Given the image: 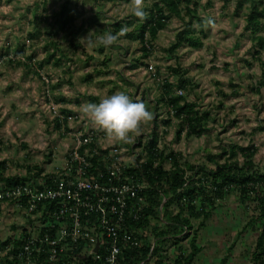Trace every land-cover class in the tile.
Wrapping results in <instances>:
<instances>
[{
  "label": "rangeland",
  "instance_id": "1",
  "mask_svg": "<svg viewBox=\"0 0 264 264\" xmlns=\"http://www.w3.org/2000/svg\"><path fill=\"white\" fill-rule=\"evenodd\" d=\"M64 1L0 0V56L6 55L0 61V161H6V176H25L35 165L44 170L62 166L74 141L73 134L95 130L82 118L79 106L98 103L100 98L116 92L143 102L153 113V119L141 126V134L135 138L144 141L157 130L159 147L166 152L181 153L186 170L191 169L190 165L202 168L201 171L215 168V161L224 162L225 158L216 156L211 160L210 155L238 144L257 149L255 170L264 172V131L258 129L264 125L263 68L260 60L254 59L255 41L244 30L250 3L237 12L235 0H211V3L193 0L197 15L205 21L204 45L192 48L184 43L175 52L169 51L178 31L189 19L186 14L185 20L171 14L167 25L153 40L150 57L140 59L142 43L134 35L139 20L125 7L129 0H70L75 9L84 12L75 25L82 31L57 28L54 20ZM154 1L145 0L147 15ZM91 16L99 17L97 23L90 25L85 20ZM209 20L213 23L208 24ZM118 23L128 28L127 34L120 38L122 43L88 48L81 42L90 31L119 32L121 28L115 31ZM193 23L199 26L196 18ZM261 34L264 36V28ZM16 50L24 53L16 54ZM53 54L55 57H51ZM260 56L264 60V49ZM57 58L61 61L57 62ZM39 62H44L41 68ZM176 65L189 79L182 93L177 92L185 95L186 100L197 102L202 112H209L204 121L206 129L200 136H188L186 132L178 136L180 121L161 99L165 80L173 83V91L180 89L182 74L174 75L169 70V66ZM63 110L69 112L64 121L68 130L64 125L60 129L57 126ZM169 119L171 122L167 123ZM96 133L104 145L113 144L103 132L96 130ZM236 158L241 164L245 161L240 151ZM239 197L240 193L234 189L215 202V215L206 221L211 226L206 229L205 251L213 246L217 236L214 226L219 230L224 224L230 226L238 216L255 222L254 225L264 222L257 219L256 197L246 202ZM7 208L0 212L1 240L19 226L17 216L9 214ZM13 224L16 227L9 229ZM226 249L224 244L222 250Z\"/></svg>",
  "mask_w": 264,
  "mask_h": 264
},
{
  "label": "built area",
  "instance_id": "2",
  "mask_svg": "<svg viewBox=\"0 0 264 264\" xmlns=\"http://www.w3.org/2000/svg\"><path fill=\"white\" fill-rule=\"evenodd\" d=\"M73 135L62 166L0 182V212L8 206L17 216L9 233L20 242L0 250L11 261L4 264H123L127 250L143 245L148 228L134 223L148 204L145 143L106 146L96 130Z\"/></svg>",
  "mask_w": 264,
  "mask_h": 264
},
{
  "label": "trees",
  "instance_id": "3",
  "mask_svg": "<svg viewBox=\"0 0 264 264\" xmlns=\"http://www.w3.org/2000/svg\"><path fill=\"white\" fill-rule=\"evenodd\" d=\"M192 1H154L150 14L144 20L138 19L136 32H134V35L142 43L143 56L140 59L150 57L153 50V40L158 37L159 30L167 25L171 14L177 15L183 20H185L184 16L186 14L189 19L184 22V25L178 31L176 41L168 49L169 51L175 52L184 43L192 48H201L204 45L203 36L206 35L205 21L203 17L197 15V9L191 4ZM235 1L237 12L246 3H250L244 30L249 31L255 41L254 59H259L262 65V85H264V60L260 56L264 49V36L261 34L264 28V0ZM195 3L198 2L195 1ZM209 3H211V0ZM83 15L84 12L82 10L75 9L71 5L70 0H66L63 2L54 22L57 28L62 31H74L72 29L77 28L75 26L76 21ZM98 18L97 16H91L85 20L90 21V25H93L97 23ZM195 18L199 21L198 27L193 23ZM132 23L133 21H129V24ZM115 26H117L115 29L117 31V29L122 27V24L118 23ZM78 30L82 31L83 29L80 27L76 31ZM23 53L16 50V54ZM5 56H0V61ZM51 57H55V54ZM60 61L61 58H57V62ZM39 63L41 68L44 62ZM169 70L174 75L182 74L178 82L179 90L187 87L189 79L183 75L185 71L181 67L178 65L169 66ZM172 86L173 83L165 80L161 99L175 112L174 115L180 121L177 135L180 136L183 132H186L188 136L202 135L206 129L204 121L209 116V112H202L197 102L186 100V96L179 94L178 90L173 91ZM68 113V110H63L62 116L58 117L57 126L59 129L62 125L65 126V130L69 129L64 124ZM170 122L171 119L167 121V123ZM258 129L264 131V125L258 126ZM138 139L140 144L145 143L147 151V161L142 166L149 187L147 189L148 204L145 212L135 221L134 226L148 228V231L143 238L142 246L127 250V258L122 261L123 264H163L161 259H156V255L159 252L158 246L153 249L151 256H149L152 242L156 240L157 243L167 244L172 238L188 237L191 235L193 228L191 217L203 216L204 221L207 220L211 212L216 208L215 202L223 198L224 194L234 191V189L240 193L239 198L243 202L248 201L249 198L256 197L259 210L257 219H264V172L255 170L254 156L257 149L253 145L240 146L235 144L229 148L224 147L222 152L217 155H210L211 160L218 156L225 158L224 162L215 161V168H207V170L201 171L202 168L196 167V165H190L191 169L186 170V168H183L181 153H177L174 150L166 152L165 149L160 148L157 130H153L144 141L141 137H138ZM238 151L245 158L243 164L236 158ZM35 168L39 171L44 170L43 167H37V165L34 166ZM5 169H7L6 161L2 160L0 161V182L4 181L10 185L18 182L24 183L29 179L26 176H6L4 173ZM34 169L29 170V175ZM186 173L189 174L187 175ZM159 225H162V227ZM15 227V224L11 226V228ZM12 242H15V244L20 243L19 240L13 241L11 235L4 240L0 239V250ZM257 245L258 250L253 254L254 261L264 264V230L258 237ZM191 247V255L189 254L184 259L177 260L176 264H191L194 260L195 255L199 251L196 235L191 240ZM4 261L11 263L8 259L0 258V264H4Z\"/></svg>",
  "mask_w": 264,
  "mask_h": 264
},
{
  "label": "clouds",
  "instance_id": "4",
  "mask_svg": "<svg viewBox=\"0 0 264 264\" xmlns=\"http://www.w3.org/2000/svg\"><path fill=\"white\" fill-rule=\"evenodd\" d=\"M129 14L144 20L147 17L145 0H129L125 5ZM212 24L211 20L207 21ZM128 32L127 26H122L119 32L113 33L90 31L81 38L88 48L103 46L105 48L121 42ZM83 119L90 122L91 126L105 134L108 142L113 144H131L136 136L141 134V126L153 119V113L140 101L133 99L124 92H116L110 96L100 98L98 103L87 102L78 109Z\"/></svg>",
  "mask_w": 264,
  "mask_h": 264
},
{
  "label": "crops",
  "instance_id": "5",
  "mask_svg": "<svg viewBox=\"0 0 264 264\" xmlns=\"http://www.w3.org/2000/svg\"><path fill=\"white\" fill-rule=\"evenodd\" d=\"M215 209L207 220L210 221L215 215ZM238 217L233 219V224L231 223L230 226L224 224L220 230L214 226L217 236L212 242L213 246L207 247V251H205L206 242L208 241L206 229L211 225L209 221L208 223H206L207 220L204 221L203 216L191 217V224L193 225L191 235L184 238H172L167 244L159 242L157 245L159 252L156 255V259H161L163 264H176L177 260L184 259L192 253L191 240L196 235L199 251L191 264H261L254 261L253 254L258 250L257 240L264 230V222L258 221L254 225L255 222L249 223V220L245 221V219ZM221 220H224V218ZM221 220H218L217 223L220 224ZM232 226L233 228H231ZM228 229L229 231H227ZM219 232L221 233L220 235H218ZM188 244L190 247H187ZM224 244L227 245L226 252L222 250ZM167 245L173 246L167 247ZM204 252L205 257L202 255Z\"/></svg>",
  "mask_w": 264,
  "mask_h": 264
}]
</instances>
